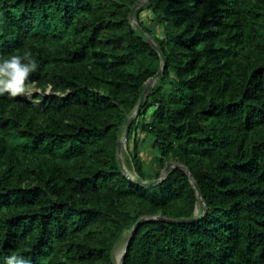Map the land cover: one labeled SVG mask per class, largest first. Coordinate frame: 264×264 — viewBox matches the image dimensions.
<instances>
[{
  "label": "trees",
  "instance_id": "obj_1",
  "mask_svg": "<svg viewBox=\"0 0 264 264\" xmlns=\"http://www.w3.org/2000/svg\"><path fill=\"white\" fill-rule=\"evenodd\" d=\"M136 0H0V62L30 50L41 103L0 96V264H115L143 216L190 217L185 170L129 179L117 141L157 51ZM166 64L132 121L143 180L186 165L192 222H142L123 264H264V0H148ZM158 29L161 33H158ZM151 155L147 161L142 149Z\"/></svg>",
  "mask_w": 264,
  "mask_h": 264
},
{
  "label": "water",
  "instance_id": "obj_2",
  "mask_svg": "<svg viewBox=\"0 0 264 264\" xmlns=\"http://www.w3.org/2000/svg\"><path fill=\"white\" fill-rule=\"evenodd\" d=\"M145 1L146 0H136V2L132 5L131 10L129 12V19H130V22L132 23V25L137 30H139L140 32H142L145 35L147 42L157 51V53H158V55L160 56V59H161V66H160V69L146 81L145 87L142 90V92L140 94V97L138 99V103H137L135 109L133 110V112L129 115V118H128L127 122L124 125L123 132H122V134L120 135V137H119V139L117 141V158H118V162H119L121 168L123 169L124 173L127 175V177L129 179L137 182L138 184L145 185V186L153 185V184H156V183L162 181L173 168H176V167L182 168L183 170L186 171V173H187V175L189 177V180H190L192 186L194 187V189L196 191L197 199L200 200L201 205H202V211L197 212L196 211V206H195L194 212H193V214L190 217L173 218V217H167V216H163V215H152V216H143V217L139 218L135 222V224L133 225V227L130 230L128 239L126 241V244L124 245V248H123V251H122V254H121V257H120V263L119 264H123V258H124V255H125L127 249H128L130 240H131L133 234L135 233L137 227L142 222L151 221V220H157V219L164 220V221H167V222H173V223L192 222V221L197 220L200 217H202L204 215L205 211H206V203H205V200H204V198L202 196V193H201V190L199 188V185H198L196 179L194 178V176L191 174L189 168L186 165H184L182 163H178V162L168 161V162H166L163 170L161 171L160 175L157 178L152 179V180H143L137 175V173L135 171L134 172H135L136 176L129 175L127 173V171H126V168H125V165H124V162H123V159H122V154H121L122 147H125V149L127 148L126 142H127V139H128V132H129L130 125H131L132 121L136 118L137 114L139 113L141 105L143 104V102H144V100L146 98V95L148 94L150 89L154 86V84L156 83V81L159 78V76L163 73L164 67H165V64H166V58H165V55H164L160 45L152 38V36L150 34H148L147 32H144L142 30V28L139 26L138 22L134 18L135 10L141 4H143Z\"/></svg>",
  "mask_w": 264,
  "mask_h": 264
},
{
  "label": "clouds",
  "instance_id": "obj_3",
  "mask_svg": "<svg viewBox=\"0 0 264 264\" xmlns=\"http://www.w3.org/2000/svg\"><path fill=\"white\" fill-rule=\"evenodd\" d=\"M37 69V61L30 50L25 51L23 55H11L10 58L4 59L0 62V96L30 97L32 95L30 77ZM6 264L31 262L23 256L13 254L7 258Z\"/></svg>",
  "mask_w": 264,
  "mask_h": 264
},
{
  "label": "rangeland",
  "instance_id": "obj_4",
  "mask_svg": "<svg viewBox=\"0 0 264 264\" xmlns=\"http://www.w3.org/2000/svg\"><path fill=\"white\" fill-rule=\"evenodd\" d=\"M147 2H148V0H146L143 4H141L135 10L134 18L136 20V16H139V18H141L144 22H147V24H148L150 22L149 19L151 17V11L148 7H146ZM158 33L159 34L161 33V31L159 29H158ZM31 89H32V95L30 97H25V96H19V97H21L22 99H25L27 101L33 102V104L35 106H38L41 103V100L38 99L39 96H46V95L51 93L50 86L47 84L37 85V84L31 83ZM127 142H128V139H127ZM127 142H126V145H127ZM141 154L143 157H145V159L147 161H149L151 159V155L148 153V151L146 149L143 148ZM124 160H125L127 167L134 171V168H133V165L131 163L127 148L125 149V152H124ZM169 161L176 162L174 160H169ZM163 168L161 169V171L163 170ZM200 211H202V206H201ZM129 233H130V230H125L123 232L122 236L119 238V240L114 245L113 252H112V258H113L114 263H116V264H118V263L115 262V258H114L115 252H116V250L120 249L121 247H123L126 244Z\"/></svg>",
  "mask_w": 264,
  "mask_h": 264
},
{
  "label": "bare ground",
  "instance_id": "obj_5",
  "mask_svg": "<svg viewBox=\"0 0 264 264\" xmlns=\"http://www.w3.org/2000/svg\"><path fill=\"white\" fill-rule=\"evenodd\" d=\"M124 152H125V148L122 147V152H121V154H122V159H123V162H124V165H125L126 171H127V173H128L129 175H131V176H136L135 172L127 167V165H126V163H125V160H124ZM201 206H202V205H201V202H200V200H198V202L196 203V211H197V212H200V210H201ZM123 248H124V246L121 247L120 249L116 250L115 255H114L115 262H117L118 264L120 263V257H121V254H122Z\"/></svg>",
  "mask_w": 264,
  "mask_h": 264
}]
</instances>
